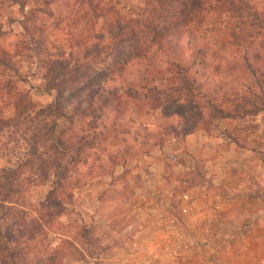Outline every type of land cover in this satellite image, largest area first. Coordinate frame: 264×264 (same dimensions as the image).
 Returning <instances> with one entry per match:
<instances>
[{"label":"rangeland","instance_id":"374dc122","mask_svg":"<svg viewBox=\"0 0 264 264\" xmlns=\"http://www.w3.org/2000/svg\"><path fill=\"white\" fill-rule=\"evenodd\" d=\"M108 1L105 12L110 14L100 18L90 0H0V64L4 63L0 66V89L6 84L12 88L0 91V123H6L0 129V238L15 237L18 232L26 235L16 237L10 249L1 239L0 264L11 262L10 252L14 264H111V252L123 250L140 252L135 264H264V254H257L255 260L250 257L253 250H264V241L255 245L243 241V236L249 235L248 227L264 222V210L255 216L237 204L214 208L208 199L189 207L194 199L186 197L188 190L224 192L205 165L188 152L187 136L203 127L191 105H172V93L169 97L148 95V100L138 102L123 97L101 112L102 119L91 124L94 129L82 127L72 110L75 104L63 105L75 127L66 119L38 116L58 94L53 89L47 91L41 64L46 56L37 55L36 43L54 55L64 52L72 66L82 67L81 73L72 77L77 79L74 85H83L81 75L91 78L100 69L98 63L108 65L111 61L107 54H96L99 33L111 27ZM252 3L264 12L263 0ZM113 4L126 21L141 17L147 9L143 0H114ZM223 18L221 21L227 22ZM204 32L203 46L212 37L211 26ZM260 39L253 44L256 50L244 46L238 53L230 49L215 55V49L210 48L205 67L202 58H195L198 66L191 72L194 88L200 86L206 93L240 87L244 79L230 73L235 69L233 61L242 62L248 51L249 56L255 52L264 56ZM190 41L187 30H181L171 43L175 49L155 52L154 65L164 70L177 56L193 58L189 47L201 43ZM153 63L150 68L155 67ZM147 66L143 60L133 61L121 75L105 78V96H113L114 90L120 96ZM154 85L160 90L169 88L166 82L149 87ZM70 87L68 84L64 91ZM14 89L25 94L33 108L26 121L15 109ZM154 106L159 108L152 109ZM262 118L264 111L231 120L252 125ZM41 120L49 127L56 123L55 139L66 148L73 147L65 149L67 154L51 155L63 166L56 174L50 168L47 179L37 171L29 174L27 166L36 159L31 156V138L37 129L29 125ZM222 120L211 119L210 131ZM74 133L96 138L94 148H85L84 142L77 144L72 139ZM38 150L44 151L43 147ZM201 151L209 155L207 150ZM62 173L66 177L61 181ZM246 183L247 190L260 194L251 179ZM51 203L59 204L54 207Z\"/></svg>","mask_w":264,"mask_h":264},{"label":"trees","instance_id":"16d2710c","mask_svg":"<svg viewBox=\"0 0 264 264\" xmlns=\"http://www.w3.org/2000/svg\"><path fill=\"white\" fill-rule=\"evenodd\" d=\"M113 1L111 0V5H108L111 9V27L108 28V31H104L106 33H99L97 37L99 44L96 48L97 56L107 54L108 58L111 57L110 64H103L102 61L98 63L100 69L91 78H87L84 74L81 75L83 85H74L77 79L75 80L72 77V74L81 73L82 67L72 66L70 60L65 58L64 52H58L54 55L52 51L38 47L36 43L37 55L46 56L41 64L46 71L44 81L46 82L47 91L53 89L58 94L54 103L40 109L38 112L39 117L43 116L44 118L57 120L66 119L71 127H75L74 118L69 117L65 107H63L65 103H68V105L75 104V108H72V110H74L75 116L81 119L82 127L86 125L85 127L94 129L95 127H91V124L100 121L102 119L101 112L114 101H119L124 97L127 100L138 102L141 99L148 100V95L156 94L169 97L171 93L174 96L171 101L172 105L180 102L191 105L198 115L199 122L203 124L202 128L196 129L207 132H210L213 127L209 121L215 117L231 120L258 116L264 111V56L258 52L249 56L250 48L255 49L253 44L257 37L261 38L260 40L264 44V12L256 8L252 0H143L147 8L145 13L141 17L127 21L121 18ZM106 2L110 4L108 0H90L88 3H93L95 11L101 14L99 15L100 18H106L110 14L106 15ZM222 17L227 19V22L221 21ZM210 26L212 37L207 45L205 43V46H203L201 42L205 41L204 34H207L204 31ZM183 29L187 30L191 43L197 40L202 45L196 44L194 47L189 45L191 47H188L193 50V58L182 59L177 56L176 60H169L165 69L161 70L162 67H158L153 63L155 52L169 48L171 50L175 49V47H171L172 40L179 37ZM244 46L249 49L248 53L244 55L242 62L233 61V63H236L232 65L235 69L230 71V73L241 77V80L244 79L242 84L239 83L240 87L228 88L224 92L213 90L206 93L201 91L200 86L194 88L196 83L191 76V72L198 66L195 58H202L201 64L205 67L206 52L210 48L215 49L216 55L218 52L230 49L238 53ZM261 49L264 50V46H261ZM137 60L148 62L146 70L140 76L132 79L125 91H121L120 96L117 95V90L113 91V96L111 93L105 96L103 87L105 78L117 74L121 75L129 63ZM150 63H153L152 66L155 67L150 68ZM2 65L4 63L0 64V66ZM240 66H242V69L244 68L243 71ZM155 82H166L169 84V88L160 90L157 85L149 87L150 84H155ZM68 84L73 87L65 92L64 89ZM6 89L12 90L6 84L2 86L0 91ZM169 90L170 93L168 94L167 91ZM15 91L14 89L15 109L19 116L24 117L22 118L23 121H26L32 115L33 108L25 94ZM153 97L155 98L154 95ZM155 100L159 101L157 98ZM158 108L154 106L152 109ZM95 115H98V117ZM5 125L6 123H0V129ZM31 126L34 130L37 129L31 138V156L36 159L27 162V166L30 167L29 174L34 175L37 171L40 172L42 178L47 179L48 171L55 169L56 174L63 166L61 161L57 164V160L52 159L51 155L59 156V152L67 154L65 149L73 150V147L66 148L62 141L55 139L56 123L49 127L47 123L45 124V120H41L37 121L36 124L34 122L30 123L29 128ZM81 131L85 132L84 129H81ZM42 136L45 137L44 141L41 140ZM72 139L77 144L84 142V147L89 149L94 148L97 141L94 137L90 138V135L87 138L76 136L75 133L72 135ZM42 147L44 151L40 153L38 149ZM65 177V174L62 173L60 180H64ZM8 179L10 180L11 176ZM61 181L56 183V186L59 187ZM51 204L58 207L59 203ZM20 223V225H23L22 222ZM35 231L37 232L36 228ZM18 233L19 235L14 237L8 235L7 232L8 237L5 239L0 238V242L1 239L5 240V246L9 248L10 244L15 242L13 240L16 237L24 238L26 236L21 232ZM13 256V252H10L8 260H11V262L5 264H14Z\"/></svg>","mask_w":264,"mask_h":264},{"label":"crops","instance_id":"0c3cea01","mask_svg":"<svg viewBox=\"0 0 264 264\" xmlns=\"http://www.w3.org/2000/svg\"><path fill=\"white\" fill-rule=\"evenodd\" d=\"M262 119V121L258 119L252 125L229 119L222 120L215 124L213 131L199 129L187 136L189 154L195 158L196 162L199 161L200 165H205L206 172L214 176L215 183L222 187L220 189H223L224 194H227L225 198L223 193L214 190L205 189L202 192L188 190L185 193L186 197L194 199L190 208L197 206L203 199H208L206 202L214 208L237 204L242 205L249 214L255 216L264 210V118ZM202 149L207 150L209 155L205 154V156ZM250 179L253 186L260 189V194H253L252 191L247 190L246 182ZM236 195L239 197H235ZM252 207L255 209H250ZM248 232L249 235L243 236V241L253 245L263 242L264 238L259 236L261 233L264 234V222L251 225L248 227ZM243 253L248 254L246 251ZM122 254L124 260L121 262L119 258ZM257 254L258 256L264 254V250H253L251 259L259 258ZM111 255V264H135V258L140 255V252L131 254L127 250L121 253L112 251Z\"/></svg>","mask_w":264,"mask_h":264}]
</instances>
